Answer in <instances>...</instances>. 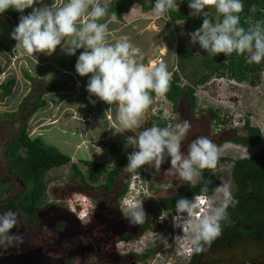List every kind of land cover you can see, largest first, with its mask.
Here are the masks:
<instances>
[{
    "label": "clouds",
    "instance_id": "clouds-1",
    "mask_svg": "<svg viewBox=\"0 0 264 264\" xmlns=\"http://www.w3.org/2000/svg\"><path fill=\"white\" fill-rule=\"evenodd\" d=\"M208 4L214 5L221 18L218 21L204 18L201 25L188 34L189 42L198 43L201 49L213 55L247 52L249 63L259 64L264 60V20L249 23L247 28L242 26L239 13L243 9V0H188V7L193 10L190 15L201 13ZM28 7L31 12L21 15L10 33L16 46L29 53L46 54L59 46L67 55L83 49L74 68L80 76L91 74L85 85L89 102L95 103L91 100L95 96L110 105L115 104L121 126L116 132L131 130L135 133L125 138L124 145L133 149L127 154L126 167L130 171L145 164L159 168L167 156L170 157L169 170L174 168L180 179L191 182L199 174L198 169L215 167L218 146L207 136H197L188 143L186 153L180 151L181 140L191 128L189 121L172 126L141 127V117L151 103L150 93L164 95L169 89L171 72L164 61L143 63L141 49L133 45L127 35L107 42L108 23L118 18L113 12L106 21L100 22L107 14L106 0H63L61 4L55 0L50 4L44 0H0V13L9 8L22 12ZM174 7H178L176 0H153L151 12L161 17ZM201 191H207V184ZM215 192L220 194L219 203L189 223L197 251L200 250L199 241H211L220 235L221 222L228 220L227 209L237 203L228 184L216 186ZM196 207L195 199L185 197L175 203L177 213L186 212L189 217ZM124 214L134 223L145 218L141 202L130 206ZM17 215L12 209L0 214V246L7 247L19 239L15 233L9 234V230L17 225Z\"/></svg>",
    "mask_w": 264,
    "mask_h": 264
},
{
    "label": "rangeland",
    "instance_id": "rangeland-1",
    "mask_svg": "<svg viewBox=\"0 0 264 264\" xmlns=\"http://www.w3.org/2000/svg\"><path fill=\"white\" fill-rule=\"evenodd\" d=\"M176 3L178 5L177 8L174 7L169 9H174L176 12L181 11L185 19L171 22L166 17V13L161 17L162 20L172 29L170 39L172 43V52H168L165 59L167 58V61L171 63V68L176 70L175 49L180 47L188 52L190 57L184 65V71L179 73L180 84L188 85L194 89L201 86V90L199 91L200 93L194 92L196 107L191 114H188L187 105L182 98L179 100L176 111H173L171 103L167 101L164 95H155L153 93L151 96V103L143 115L146 127L150 125L152 116H158L161 119V114L164 111V113H171L174 117V121H170V126L176 123H182L184 120L189 121L191 124L188 133L181 140V148L187 150L188 143L197 136L204 135L218 146V157L220 158L237 159L242 156L259 153L263 150L261 144L256 147L245 148L229 141H222V143H220V141L228 135L229 130L220 134L211 132V123L209 124L210 118L207 112H210V110L222 111L223 106H231L235 112L239 114L243 113L249 117V123L251 126L255 127V124L257 123L261 124L264 128V60L260 64L261 70L259 73L260 79L258 84L249 85L246 82L235 84L229 83L226 79H223V82L220 81L213 86L214 89L218 91L219 95V98L217 97V99H214L209 95V91H202V87L211 82V79L214 76L202 85H195V83L198 80H201L207 73V70L203 65L204 60L218 59L221 57V54L217 53L213 55L211 53H206L199 47L198 43L189 42L188 34L197 29L204 18H207L210 21H218L221 14L216 12L213 4H208L201 10V13L190 15L193 10L190 9L188 5H184L181 1L178 2L177 0ZM114 34L115 33H113V35ZM19 51V48H15L14 45H8V43L2 45L0 43V58L2 61L3 59L5 60L4 62H1L2 67L3 65L4 67L6 66L2 78L0 77V83L5 82L11 77L16 81V83L14 82L15 85L13 87L14 94L12 93L13 95L5 97L0 101V203L4 202L7 198L15 197L24 191L23 184L11 171L9 163L3 155L11 137L18 134L23 125H26V132L29 136H40L47 145L52 146L62 153L70 155L71 162L76 164V168L81 173L84 180H86L85 167L80 160H102L103 162L107 159V153L103 152V150H96L97 148L95 147L99 145L97 143L94 145L95 147H92L89 143L79 144L77 147L75 146V144L80 142L83 138L88 140L90 135H95V133L90 131V126L88 125L91 123L90 121H76L78 113L74 109L76 101L73 100L75 97H78L81 101H87L89 100V94L84 92L80 93L81 87L75 82L77 78H72L73 73L63 72L61 66H56L53 63L54 61L48 60V62H46L47 64L42 66L45 68V71L43 72L44 75H39L38 78L40 79L25 82L23 71L34 77H36L34 74H37V72L33 71L30 64L26 62L25 57H22L24 56L22 52L18 54ZM8 54L10 57H8ZM142 60L144 61L145 59L143 58ZM47 68H49V71H47ZM68 75L69 78L65 80V76ZM216 78H218V76ZM15 89L23 90L21 91L22 93L19 92L18 94L20 97H24L22 101L17 102V100H15L17 94ZM54 89L59 91H53L54 93L50 92ZM40 96L41 100L50 103L49 109L47 107H40V100L39 102L37 101V98ZM2 97L3 93L0 90V100ZM69 101H73L72 105ZM201 107L203 108L200 109L199 113L195 114V110ZM35 112L36 114H34ZM106 118L107 117L104 115L95 116V119L99 120V124H102L103 121L105 122ZM108 120L113 121L112 116L109 115ZM62 126H65V128ZM112 135L117 137L115 131L111 132V136ZM119 137L120 135L117 138ZM122 144L125 145L123 142ZM118 145L123 147L121 144ZM169 160L170 157L166 156L159 168H155L151 164H148V171L156 176L155 179L157 178L159 180L157 181L158 183L156 181H154V183L160 185L161 190L164 189V185H168L169 182L167 181H172V179H177L179 177L174 168L169 170L171 167ZM106 162L110 164V167L113 166V162L112 160L110 161V158H108ZM230 165L231 163L226 161L220 166V178L222 184H228L229 186ZM201 172L202 169H198L199 174L194 176L191 183L199 181ZM119 174L121 176L125 175L127 178L129 176V170H122ZM72 175L73 171L70 164L52 169L48 172L46 175V194L43 201V203L48 204V207L39 213L40 221L31 233L22 230L21 228L23 226L19 227L21 220L17 218V225L9 230V234H12L14 229L17 228V237L19 239L13 240V242L7 247L0 246V264H12L13 262L19 264H53L55 259L52 252H49L47 249L48 244L50 243V238L47 236L45 237L46 230H48L51 224L59 219L66 223L74 222L75 219H73L69 212H73L72 210L75 212L77 208H80L77 206L78 204L75 203L80 202L86 208L89 206L88 197L83 193H79L76 188L81 182L80 178ZM103 182L104 177H101L98 184H102ZM164 194L166 193L159 194V196ZM219 195L220 194L215 193L214 197H210V199L216 201L218 200ZM213 204H216V202H213ZM78 212H80V210ZM0 214H3L1 210ZM127 223L129 224V222ZM131 223L132 221L130 220V224ZM120 225L122 224L120 223L116 228L115 226L113 227L116 234L121 229ZM164 226L166 229L162 230L163 232L157 233L158 235L156 236L154 235L155 232H145L144 236L137 240V242H134V244H136V246L144 245L145 248L157 246L163 248L161 256L166 257V255H170V248L167 243L169 235H165L168 225L165 223ZM104 231L105 229H100L98 237L99 235L106 236ZM161 234H163V236H161ZM192 239V235L188 236V240ZM70 242L71 239L65 242L67 250L71 247ZM50 245L52 247V244ZM71 256H75V258L72 259L71 264H84L82 261L83 255L72 252ZM98 258L100 259V254ZM150 261L151 260L149 259L141 264H146ZM99 264H102V261L99 260Z\"/></svg>",
    "mask_w": 264,
    "mask_h": 264
},
{
    "label": "trees",
    "instance_id": "trees-1",
    "mask_svg": "<svg viewBox=\"0 0 264 264\" xmlns=\"http://www.w3.org/2000/svg\"><path fill=\"white\" fill-rule=\"evenodd\" d=\"M181 3L188 5V0H181ZM252 6H255L254 9ZM3 13L9 15L14 21L15 25L18 23L19 15L16 10L9 8ZM240 15V23L247 28L249 23L256 20H264V0H243V9ZM166 17L171 22L185 19L181 11L176 12L174 9H168ZM221 18V15H220ZM219 18V19H220ZM176 70L171 73V79L169 83V89L164 94V97L171 103L172 110L176 111L179 100L182 98L187 105L188 114L193 113L196 107V99L194 96L193 87L188 85H181L179 79V73L184 71V65L190 54L180 47L175 49ZM221 57L218 59H206L203 62L207 73L198 80L195 85H202L207 82L212 76L226 77L228 80L235 81L236 83L246 82L249 85H256L259 83V76L261 70V62L259 63H246L245 53L237 54L235 52L224 56L220 53ZM3 71L2 63L0 60V74ZM28 79H31L28 74H25ZM14 79H8L5 82L0 83V90L3 93L2 101L5 97H8L13 89ZM152 96L153 93H150ZM40 100V107H43L45 103L41 100V96L37 98ZM38 105V106H39ZM220 110H210L208 113L209 124L213 119H217V113ZM171 120V122H173ZM156 124L160 127L166 126V121L160 119L158 116H152L150 125ZM226 130H229L228 135L220 141H229L240 147L252 148L260 144L261 135L259 130L251 126L249 121L244 122L240 127L223 129L218 132L220 134ZM111 153L114 155L113 166L108 164L92 161V160H80L85 167L86 180L81 176V173L76 168V164L71 162L70 155L62 153L50 145H47L40 136H29L26 132V125H23L20 132L11 137L3 153L5 159L8 161L11 171L18 177L24 187V191L12 198H7L4 202L0 203V210L5 212L8 209H12L18 213L17 218L22 223L33 227L38 224L39 213L48 207V204L43 203L46 194L48 172L55 168L70 164L74 177H79L81 183L84 186H90L91 184L97 185L101 177H104V187L109 189L114 179L122 170H127V154L131 152L130 148H116L111 146ZM229 161L231 163V183L236 188L239 194H256V205L253 204L251 212L253 219L244 220L242 218L241 224L245 227L251 228L249 232L242 229H235L233 227L234 222L227 220V222H221V233L215 239V242L211 247H216L225 244L234 231H239L241 236L249 234L250 232L257 235L255 240H263L264 238V224L255 225L253 220L264 218V150L250 155L248 157H240L237 159H229L224 157H218L215 167L202 169V179L191 183L188 181L182 182L180 188H178L172 195L162 197L159 200L145 201L143 205L144 212L147 213L148 219L141 225L140 231L137 235L125 234V239H137L145 231L155 232L158 229H162L157 225V218L163 211L169 213L177 212L175 208L176 200L180 197H185L192 200L196 195L209 193L208 187L206 192H202L201 188L207 184V174L214 168L218 167L220 162ZM129 170V169H128ZM125 188L119 193V196L123 195ZM246 197V196H245ZM206 242L201 240L199 243L200 250H195L192 260L201 251L202 246H205ZM156 247L151 249L144 258H148L149 255H153L156 252Z\"/></svg>",
    "mask_w": 264,
    "mask_h": 264
},
{
    "label": "flooded vegetation",
    "instance_id": "flooded-vegetation-1",
    "mask_svg": "<svg viewBox=\"0 0 264 264\" xmlns=\"http://www.w3.org/2000/svg\"><path fill=\"white\" fill-rule=\"evenodd\" d=\"M182 146V145H181ZM181 152L186 153V149L180 148ZM256 154V153H254ZM250 154V155H254ZM248 155V156H250ZM248 156H242V157H248ZM226 162V161H224ZM220 162L218 167L212 169L207 174V187L209 190V193L206 195L210 197H214L215 189H213L211 186L213 184H216L215 181H211V177H215L219 185L222 184L221 178H220V166L224 163ZM231 165L229 168V180H230V190L233 193V196L236 198L237 203L235 206H229L227 209L228 212V219L234 222L233 227L235 229H242L246 232H249L251 228L245 227L244 224H241V219L244 218V220H251L253 219L251 207L253 204L256 205V194L253 195L252 192L249 194H239V192L236 191V188L231 183V173H230ZM155 175L153 174L154 181H159L157 178L155 179ZM202 179V172L200 174V179ZM178 180V181H177ZM127 178L125 175L121 176L120 174L117 175L116 179H114L112 185L109 187V189H106L104 187H101L104 185L105 181L102 184L93 185L90 186H84L81 182L76 187L79 193H83L86 195L89 199V206L86 210V213L82 219L77 217V213L69 212L71 216L73 217L74 222L66 223L63 220L59 219L53 224L50 225L48 230H46L45 237H49L50 243L48 244V250L51 251L54 255L55 261L53 264H71L72 259L75 258V256H71L72 252H75L76 254L83 255L82 261L84 264H99V260L102 261V264H141L144 263L147 260H151L156 254H158L160 251L163 250V248H159L157 246H154L152 248L148 247L145 248L143 245H137L134 244V242H137V240L141 239L145 232L142 233L137 239H125V234H131V235H137L140 231L141 225L148 219V215L145 213V218L137 223H131V218L126 216L124 213H122L118 209V202L120 197L119 193L126 187ZM169 182L168 185H164V189L158 190L153 195L144 198L141 200V206L143 208V205L145 204V201H151V200H159L162 197L170 196L172 195L178 188L181 187L183 180L179 177L177 179H172V181ZM158 183V182H157ZM101 185V186H99ZM166 193L162 196H159V194ZM246 196V197H245ZM66 200V198L64 197ZM212 200V199H211ZM216 204L219 203L218 200H212ZM215 204V205H216ZM165 212V211H163ZM167 212V211H166ZM253 220V223L255 225H263L264 224V218L261 217L260 219ZM129 222V224L127 223ZM121 226L120 231L117 232V234L114 232V226L115 228L119 225ZM23 226L21 229L26 230L27 233H31L32 230L35 229L37 224H35L33 227L28 226L27 224H24L20 222L19 227ZM100 229H105V235H99ZM113 230V231H112ZM18 229L15 228L14 232L16 236L18 235ZM112 232V234H111ZM149 232V231H148ZM163 232L162 229H158L155 231V236L158 235L157 233ZM116 235H115V234ZM234 234L240 235L239 231H234L231 234V237ZM163 236V234H161ZM254 237L258 238L256 234L250 232L249 234H246L243 237ZM253 238V239H254ZM71 239V247L69 249H66V243L67 240ZM264 239V238H263ZM255 240V239H254ZM257 241V240H255ZM74 242V244H73ZM201 241L198 242V244ZM215 242V239H212L211 241H207L205 246L203 247H211V245ZM166 243V242H165ZM52 244V247L51 245ZM73 244V247H72ZM137 247V248H136ZM157 248L156 252L153 255L148 254V258H144V256L150 252L151 249ZM197 248V245L195 247V250ZM201 248V249H202ZM195 252V251H194ZM100 254V259L98 258ZM74 261V260H73ZM12 264H19L17 262H13Z\"/></svg>",
    "mask_w": 264,
    "mask_h": 264
},
{
    "label": "crops",
    "instance_id": "crops-1",
    "mask_svg": "<svg viewBox=\"0 0 264 264\" xmlns=\"http://www.w3.org/2000/svg\"><path fill=\"white\" fill-rule=\"evenodd\" d=\"M177 1L179 2L181 0H177ZM44 2L50 4L52 0H44ZM55 2L57 4H61L63 3V0H55ZM152 3L153 0H106L107 14L104 18L101 19L100 22L106 21L108 16L111 15L113 12H115L118 19L116 21H111L108 23L109 31L106 37L107 42L109 43L114 42L121 35H127L128 38L133 43V45L141 49V52L143 54L142 59L144 58L145 59L144 61L146 63L143 60L142 62L148 64L151 62L158 63L160 61H164L167 63L169 71L172 73L173 68H171V63L167 61V58L165 59L167 53L172 52V46H171L172 43L170 40L172 29L166 24V22L162 20L161 18L162 16L156 17L154 14H152L151 12ZM33 6L39 7L40 5L34 4ZM31 10H32L31 7H28L25 8L22 12H18V11L16 12L19 16H21V15H27L29 12H31ZM14 26L15 23L9 15L5 13H0V43L2 45L3 44L6 45L8 43V45H14L15 48H19L20 51L18 54L22 52V54L24 55L22 57H25L26 62L30 64L32 70L37 72V74H34L36 77H34L23 71V77L25 82L34 79L35 80L40 79L38 78L39 75L43 74V72L45 71V68L42 66H44V64H47L46 62H48L49 60V61H54L53 62L54 65L61 66L63 72L66 73L72 72L73 73L72 78L75 79L77 78L75 82L78 86L81 87L80 93L83 92L88 93L85 88V85L87 83L88 76H90L91 74L80 76L75 72V68H74L76 58L79 55V52L83 51V49H78L74 55H67L60 49L59 46H57L56 49L50 54H46L43 52H39V53L26 52L21 47L16 46V41L10 36V33L14 28ZM113 33L115 34L113 35ZM8 57H10L9 54ZM4 61H5L4 59L3 61L1 60V62ZM5 67L3 65V71L0 74L1 78L3 76L2 74L5 70L4 69ZM47 71H49V68H47ZM25 74H28L31 79H28ZM68 78L69 75L65 76L64 79L66 80ZM8 79H14V78L11 77ZM14 82L16 83L15 79ZM15 91H17L15 100H17V102L22 101L24 97L22 96L20 97V95L18 94L19 92L22 93L21 91L23 90L15 89ZM53 91L57 92L59 90L54 89L50 92L54 93ZM12 93L14 94V89L12 90L9 96L13 95ZM91 100H94L95 103H90L89 100L81 101L79 100L78 97L77 98L75 97L73 100L76 101V105L74 109L78 113V118H76V121H80V122H83V120L90 121L91 123L88 124L90 126V131L95 133V135H90L88 140L83 138L80 142L76 143L75 146L77 147L79 144L89 143L92 147H95L94 145L97 143L99 145L95 147L97 148L96 150H103V152L107 153L106 158L107 159L110 158V161L112 160V162H114V155L111 153L110 150L111 146H115L116 148H123L124 145L122 144V142L125 144V138L130 135H135V133H133L131 130H125L121 133L116 132V130H119L121 126L117 119V106L115 104L110 105L102 100H99V98L95 96H92ZM73 101H69V103L72 105ZM43 102L45 103V105L41 108L47 107L49 109L50 103L44 100ZM34 114H36V112ZM98 115L100 116L104 115L105 117H107L106 121L105 122L103 121L104 123L102 122V124H99L98 123L99 120L95 119V116L97 117ZM109 115L112 116L113 121L108 120ZM141 119L143 122V125L141 127L142 128L146 127L144 116H142ZM84 125L87 126L86 124ZM62 127L65 128V126ZM112 131H115L117 133V137L119 135L120 137L117 138L114 137L113 135L111 136ZM118 144H121L123 147H120ZM128 148L132 150L131 147ZM107 159L103 162L102 160L101 161L97 160V161L108 164L110 166V164L106 162Z\"/></svg>",
    "mask_w": 264,
    "mask_h": 264
},
{
    "label": "built area",
    "instance_id": "built-area-1",
    "mask_svg": "<svg viewBox=\"0 0 264 264\" xmlns=\"http://www.w3.org/2000/svg\"><path fill=\"white\" fill-rule=\"evenodd\" d=\"M248 56V53L245 52V59ZM246 63L247 62L246 60ZM226 79L229 83H235V81L228 80L226 77L215 76L211 79L215 81H222ZM194 89V88H193ZM201 86L194 89L195 93H200ZM230 105V104H229ZM196 109L195 114H198L200 109ZM217 119H213L210 124V131L213 133H218L223 129L228 128H238L244 122L249 121V117L245 114H239L233 110L231 106H223V110L219 111L217 114ZM238 115V116H237ZM161 119L166 121V126H170V121L174 119L171 113L161 114ZM234 121V122H233ZM255 127L259 130L261 135L260 144L263 146L264 150V128L261 124H255ZM148 164L141 166L139 169L130 171L129 176L127 177L126 187L123 195L120 197L118 202V209L122 213H127V210L130 206L138 204L142 199L147 198L153 195L158 190H161L160 185L154 183V178L152 173L148 171ZM193 199L197 201V207L193 209L192 215L189 217L187 213H169L162 212V214L157 218V225L165 230L164 224L168 225L165 235H169L167 243L170 248V255L166 257L161 256V251L156 254L150 262L146 264H189L192 260L196 245L192 243V240H188V236L192 235L193 232L189 227L190 221L198 220L204 214H207L213 204V201L206 194L196 195ZM192 199V200H193ZM203 201L201 203L200 201ZM211 202V203H210ZM80 207V212L77 213V217L82 219L86 213L87 208L83 206L82 203H75ZM82 205V207H81ZM74 212V210H72Z\"/></svg>",
    "mask_w": 264,
    "mask_h": 264
},
{
    "label": "water",
    "instance_id": "water-1",
    "mask_svg": "<svg viewBox=\"0 0 264 264\" xmlns=\"http://www.w3.org/2000/svg\"><path fill=\"white\" fill-rule=\"evenodd\" d=\"M218 83L219 81H211L202 87V91H209V95L217 99L218 91L213 86ZM211 181L216 182L211 186L215 189L219 182L215 177H211ZM78 211L77 208L75 213ZM189 264H264V239L255 241L250 236L241 238L234 234L225 244L203 247Z\"/></svg>",
    "mask_w": 264,
    "mask_h": 264
},
{
    "label": "bare ground",
    "instance_id": "bare-ground-1",
    "mask_svg": "<svg viewBox=\"0 0 264 264\" xmlns=\"http://www.w3.org/2000/svg\"><path fill=\"white\" fill-rule=\"evenodd\" d=\"M151 63H153V62H151Z\"/></svg>",
    "mask_w": 264,
    "mask_h": 264
}]
</instances>
